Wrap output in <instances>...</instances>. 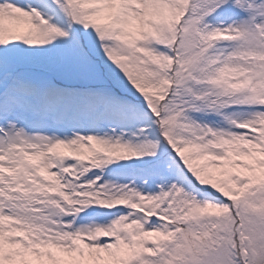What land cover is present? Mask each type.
Returning a JSON list of instances; mask_svg holds the SVG:
<instances>
[{"label": "snow or ice", "instance_id": "1", "mask_svg": "<svg viewBox=\"0 0 264 264\" xmlns=\"http://www.w3.org/2000/svg\"><path fill=\"white\" fill-rule=\"evenodd\" d=\"M0 264H264V0H0Z\"/></svg>", "mask_w": 264, "mask_h": 264}]
</instances>
